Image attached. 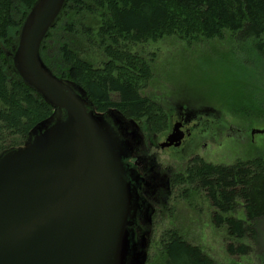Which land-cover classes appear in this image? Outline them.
<instances>
[{
    "label": "trees",
    "instance_id": "16d2710c",
    "mask_svg": "<svg viewBox=\"0 0 264 264\" xmlns=\"http://www.w3.org/2000/svg\"><path fill=\"white\" fill-rule=\"evenodd\" d=\"M38 1L0 0V156L26 147L36 128L55 112L23 82L13 62L22 27ZM86 12L102 18L99 38L107 62L96 68L63 43L59 53L67 70L55 71L48 61V43L57 35L60 23L66 24L64 29L70 18ZM167 36L206 43L227 41L230 47L221 50L222 54L213 49L221 59L242 53L251 56L254 65L260 64L262 68L254 69L251 77L231 75L224 93L217 100L208 97V103L250 126L264 124V0H67L43 42L41 57L54 75L82 91L92 103L89 110L100 115L116 110L128 118L148 121L159 132L168 127V116L140 95L149 67L126 51L122 42L143 44ZM3 46L12 50L10 56ZM175 177V210L181 201L204 200L212 225L227 234L226 254L234 262L254 258L264 264L262 157L215 165L197 155L184 174ZM161 236L159 249L151 250L147 264H218L178 229L165 230Z\"/></svg>",
    "mask_w": 264,
    "mask_h": 264
},
{
    "label": "water",
    "instance_id": "95a60500",
    "mask_svg": "<svg viewBox=\"0 0 264 264\" xmlns=\"http://www.w3.org/2000/svg\"><path fill=\"white\" fill-rule=\"evenodd\" d=\"M66 3L39 0L14 49L16 72L55 113L26 147L0 156V264H144L131 232L141 205L124 166L132 143L41 57Z\"/></svg>",
    "mask_w": 264,
    "mask_h": 264
},
{
    "label": "rangeland",
    "instance_id": "374dc122",
    "mask_svg": "<svg viewBox=\"0 0 264 264\" xmlns=\"http://www.w3.org/2000/svg\"><path fill=\"white\" fill-rule=\"evenodd\" d=\"M68 22L69 26L64 29L66 25L64 22L58 25L57 35L55 33L48 43L46 53L51 67L58 72L67 70L59 53L64 43L68 44L83 61L91 63L96 68H102L107 62V56L99 38V29L103 23L101 16L98 13L86 12L73 16ZM122 44L126 51L130 50V54L145 60V65L149 67L150 74L140 95L144 99H149L156 107H161V113L169 118L168 127L156 132L151 129L148 121L128 118L116 110L104 116L117 137L130 143L133 141L132 149L135 148V152L140 147L142 158L148 166L147 178L150 189L148 201H151L149 203L153 214L150 218L148 213L143 212L140 229H135V236L132 232L133 226L131 228L132 236L139 245V253L144 255V264H147L151 250L159 249L161 235L169 229H178L186 240L201 246L218 264H258L254 258L234 262L226 254L227 234L212 225L208 204L204 200L194 198L190 201H181L176 204L175 210L176 194L174 195L173 182L175 176L184 174L197 155L206 163L215 165H231L256 157L264 159V134L256 133L253 136L254 129L264 131V124L250 126L228 115L219 107H210L208 103V97L217 100L224 93V85L229 79H233L231 75L241 73L251 77L253 70L261 69L262 66L254 65L253 58L242 53L221 59L217 55L218 51L215 52L213 49L218 48L222 54L224 49L228 50L230 47L227 41L226 44L219 41L206 43L187 41L179 36H167L143 44L130 41H123ZM3 50L6 56L11 55L12 50L8 47L3 46ZM249 62L250 65L247 64ZM245 66H249L250 70ZM86 104L92 105L87 99ZM181 107L185 113L196 115L201 122V129L198 127L196 130L198 134L193 139L195 146L191 153L184 158L178 156L171 159L162 153L159 143L171 132V126L174 120L177 121L176 114ZM170 117L174 120L172 121ZM112 122L117 124L121 136L111 126ZM126 130L130 132V136L125 139ZM202 130L208 132L204 134ZM137 140L141 141V144H137ZM238 217L244 218L243 213H239ZM261 232H264V227Z\"/></svg>",
    "mask_w": 264,
    "mask_h": 264
},
{
    "label": "flooded vegetation",
    "instance_id": "af4514ba",
    "mask_svg": "<svg viewBox=\"0 0 264 264\" xmlns=\"http://www.w3.org/2000/svg\"><path fill=\"white\" fill-rule=\"evenodd\" d=\"M177 121L174 120V118L170 117L171 120H174L173 125L171 126V132L167 133L161 143H159V147L165 155H168L171 159L179 157H186L189 153H191L192 148L195 146L193 145L194 138L198 134L197 129L201 127V122L197 119L195 114L191 113H185L183 107L179 109V112L176 114ZM207 123V122H206ZM205 123V126H206ZM111 126L116 130V133L121 136L117 129V124L110 123ZM114 125V126H113ZM178 125L180 128V136H181V143H178V141L171 142V134L174 131V127ZM199 127V128H198ZM201 129V128H200ZM128 130V129H127ZM125 132V139L130 136V132ZM204 134L208 132V130L204 131L202 130ZM133 141H131L132 143ZM137 144L141 141L136 142ZM135 143V144H136ZM134 145V144H133ZM139 150L134 151L135 148H133L129 153L128 157L124 160V166L126 168V179L133 185L134 189L136 190L138 196H139V202L141 205L140 210L138 211V216L133 224L132 232H134V236L136 234L135 229H140L142 215L145 211L148 213L149 217L151 218V215L153 214L151 201L149 200V194L150 189L148 185V166L146 161L144 162L142 158V154L140 152V147H138ZM175 192V190H174ZM175 197V196H174Z\"/></svg>",
    "mask_w": 264,
    "mask_h": 264
}]
</instances>
